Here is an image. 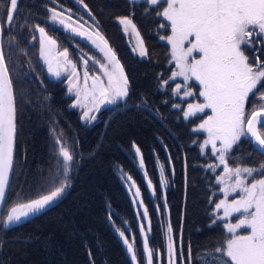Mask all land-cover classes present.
Returning <instances> with one entry per match:
<instances>
[{"label":"trees","instance_id":"1","mask_svg":"<svg viewBox=\"0 0 264 264\" xmlns=\"http://www.w3.org/2000/svg\"><path fill=\"white\" fill-rule=\"evenodd\" d=\"M85 3L124 67L129 95L102 108L92 123H84L79 111L70 106L74 98L67 93L65 79H53L45 72L38 57L37 40L11 49L15 53H10L9 67L16 92L15 168L20 173L17 187L22 186L27 194L28 185L35 183L33 177L41 170L47 174L56 135L63 133L62 138L70 145L78 141L81 155L79 164L70 173V187L53 206L8 229L3 228L0 217V264H131L115 229L132 237L138 264H145L138 220L121 182V173L131 175L141 190L151 222L149 244L161 256L162 264L166 260L163 226L169 224L178 250L187 256L191 244L193 255L199 257L193 264H212L209 250L219 246L228 234L223 229L225 221L209 227L215 219L210 216L214 203L209 204V198L218 202L219 197L212 194L214 175L201 166L206 159L200 157L193 143L198 136L192 128L199 119L185 121L182 111L173 108L176 100L170 92L177 80L171 81L169 77L174 64L169 63L168 43L160 39L169 35L170 29L160 28L164 21L156 15L163 5L146 12L149 6L143 1L133 4L130 0H85ZM7 5L8 0H0L4 45H8L12 36L28 42L36 35L29 27L19 28V24L50 27L46 5L58 9L63 5V9H72L73 15L86 17L73 0L56 3L20 0L13 26L8 28ZM123 15H132L147 48V57L139 58L130 50L116 19ZM50 34L58 39L60 50L69 49L77 64L80 53L99 57L88 43L68 32L57 30ZM163 80H169L165 88H161ZM133 143L140 148L144 171L153 181L154 199L136 165ZM167 155L173 167L170 187L165 192L168 216L160 198L156 168L159 161L169 171ZM14 195L10 193V199ZM154 204L160 209L159 217Z\"/></svg>","mask_w":264,"mask_h":264},{"label":"snow or ice","instance_id":"2","mask_svg":"<svg viewBox=\"0 0 264 264\" xmlns=\"http://www.w3.org/2000/svg\"><path fill=\"white\" fill-rule=\"evenodd\" d=\"M56 2L57 0H53V3ZM76 2L95 23L86 27L87 22L81 23L83 16L73 19L72 9H63V5H60L59 9L46 5L50 27L27 22L19 24L18 27H29L38 34L39 60L46 66L50 76L62 79L67 75L68 93L75 96L70 106L79 107L82 110L80 119L91 123L97 119L96 113L102 105H115L118 101L125 100L129 95L130 85L117 53L103 34L100 23L88 4L85 0ZM130 2L136 4L139 0ZM143 2L149 6L146 12L152 7L165 5L156 15L166 22L161 23L160 28H170L169 35L160 37L170 45L169 63L175 64L169 80L183 79L182 84L177 83L172 89V95L180 99L192 97L194 91L190 82H195L199 87L198 95L202 102L187 103L186 108L176 103L173 104V108L182 111L185 121L197 118L206 110H210L211 113L192 130L207 133V137L200 144L201 154L210 145L212 154L218 161L205 167L212 170L223 167L222 174L215 178L223 198L218 202L209 198V204L214 203L210 216L215 217L210 221L209 227L225 221L223 229L228 235L219 246L209 250L211 262L264 264V163L258 166L229 164L234 146L242 138H247L254 152L264 155V91H259L260 87L264 86V60H261L258 54L254 60L250 59L247 54L249 49L259 53L261 48H264V0H143ZM19 3L20 0H8L6 7L8 28L13 26ZM116 19L125 34L131 32L137 38L132 51L140 57H147V48L132 15L118 16ZM4 30L0 27V32ZM57 30L69 32L89 41L103 54V62L94 56L86 54L80 56V65L83 68L82 83L80 70L70 57L69 49L60 50L58 39L50 34ZM36 40V35H32L28 42L19 40L18 36H12L8 40V45L0 44V217L3 218L2 225L5 229L20 226L53 206L70 187V173L75 170L74 166L79 164L78 157L81 155L78 151V141L70 145L62 138L63 133L56 135L47 174L41 170L38 176H34L35 183L28 185L27 194L22 186L17 187L16 178L20 174L15 168L17 107L9 67L10 53L14 55L11 49H20L25 43H33ZM257 45L260 47H256ZM90 61L99 65L102 75L95 72L90 74L88 67ZM169 80H163L161 88H165ZM249 102L258 106L249 110L247 107ZM132 147L139 158V167L144 169L145 161L140 148L135 143ZM159 167V183L163 187L167 185L168 180L165 176V166L160 164ZM144 175L148 188L155 191L153 181L148 179L146 171ZM124 176L131 181L130 187L135 189L134 195L139 198L141 190L132 176L127 173ZM257 176L259 178H256ZM10 193H15L11 199ZM233 195L236 198L230 199ZM139 206L144 209L143 220L148 221L147 230L144 224L140 225L146 264H154V256L158 253L149 244L148 232L151 231L149 212L143 200H140ZM163 207L167 210L166 202ZM234 216L239 218L232 223L230 218ZM241 229L247 230V234H239L238 230ZM117 231L123 238L127 252L131 254L132 264H138L134 240L130 242L124 231L120 229ZM166 249L167 264H193L194 259L199 258L193 255L191 244L188 245L187 256L183 250H178L171 224L167 227Z\"/></svg>","mask_w":264,"mask_h":264},{"label":"rangeland","instance_id":"3","mask_svg":"<svg viewBox=\"0 0 264 264\" xmlns=\"http://www.w3.org/2000/svg\"><path fill=\"white\" fill-rule=\"evenodd\" d=\"M78 6H79V8L86 14L85 16L86 17H83V20H81V23H85V22H87L86 24H85V26L86 27H88V26H90L91 24H93V23H95L93 20H92V18L90 17V16H88V14H87V12L84 10V8L80 5V4H78L77 2H76V0H73ZM141 1H143V0H139V2H141ZM163 6H165V5H163ZM163 8V7H162ZM60 10H62V9H60ZM72 16H73V19L74 20H76V19H79L80 18V16L79 15H73V13H72ZM76 16V17H75ZM1 22V21H0ZM7 25V24H6ZM121 26V25H120ZM2 27V26H1ZM121 29H122V31H123V28H122V26H121ZM69 33V32H68ZM124 33V32H123ZM71 34V33H70ZM125 34V33H124ZM73 35V34H72ZM36 36H37V43H38V48H39V42H38V34L36 33ZM125 36H126V38H127V43H128V45H129V47H130V50L132 51V49H133V47H135L136 46V41H137V38L134 36V35H132L131 34V32H129L128 34H125ZM77 37V36H76ZM78 38H80V37H78ZM80 39H82L83 41H85L86 43H88L93 49H94V51L98 54V58H96V59H98V60H101V62H103V54L101 53V52H99V50L98 49H96L89 41H87V40H85V39H83V38H80ZM167 42V41H166ZM133 52V51H132ZM169 53H170V45H169ZM133 54H135V55H137L139 58H144V57H140L138 54H136V53H134L133 52ZM81 55H84V54H82V53H80L79 54V64H77L78 65V69L80 70V73H81V83L83 82V68H82V66L80 65V56ZM87 55V54H86ZM87 56H92V55H87ZM198 58V57H197ZM170 59H171V56H170ZM41 63H42V65H43V62L42 61H40ZM43 67H44V69H45V72L47 73V69H46V66H44L43 65ZM88 67H89V70H90V74H92L93 72H95L96 74H98V75H102L101 73H100V71H99V65H96L95 64V62L94 61H90L89 62V65H88ZM47 75L49 76V77H51V78H53V79H57V78H54V77H52V76H50L48 73H47ZM62 79H65V85H66V88H67V75H65ZM178 79H180V80H182L183 81V79L182 78H178ZM90 83V82H89ZM190 83H194L196 86H198V84H196L195 82H190ZM67 93H68V90H67ZM69 94V93H68ZM70 96H73V98L75 99V96H74V94H69ZM201 99V102H202V98H200ZM74 101V100H73ZM73 101H72V103H73ZM119 102V101H118ZM117 102V103H118ZM195 102H198L197 100L195 101ZM72 103H71V105H72ZM111 105H113V104H105V105H102L101 106V108H100V110L102 109V108H104V107H106V106H111ZM72 108H74V109H77L78 111H79V116L81 117V115H82V110L79 108V107H72ZM99 110V111H100ZM98 111V112H99ZM97 112V113H98ZM96 113V114H97ZM82 122H84V123H87V122H85V121H82ZM92 123V122H91ZM89 124V123H88ZM51 143H52V141H51ZM53 144H54V140H53ZM132 152H133V154H134V158H135V162H136V165H137V167L139 168V170L141 171V173H142V175H143V177H144V179H145V171H144V169H141L140 167H139V158H137L136 157V155H135V149L132 147ZM204 154V153H203ZM167 158H168V155H167ZM160 164H162V163H160L159 161H157V163H156V168H157V173H158V177H159V181H160V167H159V165ZM168 167H169V171L168 170H166L165 168H164V171H165V176L167 177V180H168V183H167V185H165V186H163V187H161L160 186V189H161V196H160V198H161V200H162V202H163V204L166 202V198H165V192H166V190L170 187V184H169V181H170V179L173 177V167H172V163H171V160L168 158ZM124 174L125 173H121L120 174V176H121V182H122V184H123V186H124V188H125V190H126V192H127V194H128V196H129V198H130V201H131V204H132V207H133V209H134V212H135V215H136V217H137V220H138V224H139V232H140V225L141 224H144L145 225V228H146V230H147V228H148V221H144L143 220V211H144V209L143 208H141L140 206H139V203H140V200H142V198H141V196L139 197V198H136L135 197V195H134V192H135V189H133V188H131L130 187V184H131V181H128L127 180V178L124 176ZM171 176V177H170ZM145 183H146V187H147V190H148V193H149V195L151 196V198H155V192L153 191V189H149L148 188V186H147V179H145ZM160 184V183H159ZM136 201V203L134 204L133 203V201ZM145 206V205H144ZM154 206H155V209H156V212H157V216L159 217L160 216V209H159V211H157V208H158V205L157 204H154ZM164 208V207H163ZM165 210V209H164ZM165 214L168 216V212H167V210H165ZM220 214L222 215V210H221V212H220ZM239 217L238 216H234V217H232V218H230L231 219V222L232 223H235L236 222V220L238 219ZM150 220V219H149ZM167 227H168V225H166V226H163V232H164V235H165V237H166V246H167ZM115 233H116V235L118 236V238L120 239V241H121V243H122V245H123V247L125 248V250L127 251V247H126V245L123 243V238H121V236L119 235V233H118V231H117V229H115ZM238 233L239 234H241V235H245V234H247V230H244V229H241V230H238ZM141 234V233H140ZM148 234H149V232H148ZM125 236L127 237V235L125 234ZM141 237H142V234H141ZM141 239H143V237L141 238ZM129 241L130 242H133V239H132V237L130 236V238H129ZM142 247H143V245H142ZM143 255H144V262H145V264H146V255L144 254V252H143ZM154 264H162V262H161V256L158 254L157 256H154ZM165 264H167V249H166V260H165Z\"/></svg>","mask_w":264,"mask_h":264},{"label":"flooded vegetation","instance_id":"4","mask_svg":"<svg viewBox=\"0 0 264 264\" xmlns=\"http://www.w3.org/2000/svg\"><path fill=\"white\" fill-rule=\"evenodd\" d=\"M162 11V9H161ZM162 18V17H161ZM163 23H166L165 21ZM170 29V28H169ZM256 47H260L259 45H257ZM247 54L249 55L250 59H255V56L258 54L260 59L261 60H264V48H261L260 52L257 53L254 49H249L247 51ZM174 64V62L172 63ZM174 68H175V64H174ZM177 82L172 86V89L175 87V85L177 83H183L182 80L180 79H176ZM192 84V87H193V91H194V95L192 97H187V98H184V99H180V97H177V96H173L172 95V90L170 92V94L172 95L173 99H175L176 101L174 102V104L176 103H179L181 104V106L183 108H186L187 107V103H193L195 102L196 100L198 102H201V99L198 95V92H199V87L196 86L194 83H191ZM259 91H264V86L260 87ZM259 94V92H257V95ZM255 99V97H253V100ZM254 106H258L256 104H253L251 102H249L247 104V107L248 109L250 110L252 107ZM182 114V113H181ZM207 114H211L210 113V110H206L205 113H201L198 115V123L195 124V126H197L203 119L206 118V115ZM183 116V114H182ZM194 126V127H195ZM193 127V128H194ZM192 128V130H193ZM195 133L198 137L195 141H198V143H195V145L197 146V149L200 153V157L204 156L206 161H204L201 166H203L206 171H210L211 173H213V177H214V182H213V192L212 194L219 197L218 200L222 199L223 198V195L222 193L219 192V188L220 186L216 183V176L217 175H221L222 172H223V167H219L215 170H212V169H208L206 168L205 166L208 165V164H215V163H218V161H216L215 157L213 156L212 154V151H211V146H207V149L206 151L204 152V154H201V151H200V144L203 143L204 139L207 137V133H204V132H193ZM249 154L251 156V158L249 159ZM202 157V158H204ZM245 161L249 162L250 164H247L245 163ZM260 163H264V156L263 155H260L258 152H254L253 151V146L249 144L247 138H242V140L234 146V151L231 153V156L229 157V164L230 166H236L237 164H242L244 166H258ZM256 178H259V176H257ZM172 179V178H171ZM170 179V180H171ZM216 186V189H214ZM231 198H236L235 195H233Z\"/></svg>","mask_w":264,"mask_h":264},{"label":"water","instance_id":"5","mask_svg":"<svg viewBox=\"0 0 264 264\" xmlns=\"http://www.w3.org/2000/svg\"><path fill=\"white\" fill-rule=\"evenodd\" d=\"M0 27H1V23H0ZM0 44H2V32H0ZM264 156V155H263ZM37 216V215H36ZM32 219V218H31ZM12 227H15V226H12ZM142 238V237H141ZM120 240V239H119ZM121 242V241H120ZM122 244V243H121ZM123 246V245H122ZM125 249V248H124ZM127 252V251H126ZM127 255H128V257H129V259H130V261H131V254H129L128 252H127ZM131 264H132V261H131Z\"/></svg>","mask_w":264,"mask_h":264}]
</instances>
